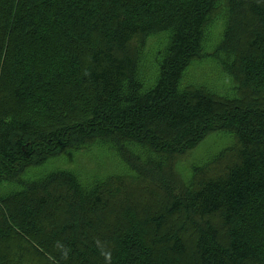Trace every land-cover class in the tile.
Here are the masks:
<instances>
[{
  "label": "trees",
  "instance_id": "trees-1",
  "mask_svg": "<svg viewBox=\"0 0 264 264\" xmlns=\"http://www.w3.org/2000/svg\"><path fill=\"white\" fill-rule=\"evenodd\" d=\"M0 264H264V0H0Z\"/></svg>",
  "mask_w": 264,
  "mask_h": 264
},
{
  "label": "rangeland",
  "instance_id": "rangeland-1",
  "mask_svg": "<svg viewBox=\"0 0 264 264\" xmlns=\"http://www.w3.org/2000/svg\"><path fill=\"white\" fill-rule=\"evenodd\" d=\"M214 65V64H213ZM211 63L206 62L203 65H196L194 66L188 74V77L191 81H197L201 79L208 80V85L213 89L214 91L218 93H225L223 90H221L218 86L221 85H227L230 86V81L224 79L221 77L219 74V71L213 66ZM232 140L230 138H226L224 135L220 134H212L209 136L205 141H203L197 148H195L193 151L188 152L187 154H184L177 160V167L180 172V177L182 178V181H188L190 177V172H189V165L192 162H197L201 163L205 161L208 157L213 156L214 154H217L219 150L224 148L226 145L232 144ZM114 160L108 159V157L104 155H99L97 151H89V152H81V153H76L74 155L68 154L64 155L63 157L57 158L52 160V164L54 166L58 167H71V165L76 166V168H79L82 170L84 173L91 174L94 172H102L104 175L117 172L118 169L114 167ZM219 166H222L219 164ZM213 168L215 174H219V169ZM223 168V167H221ZM180 178V179H181ZM154 185V186H152ZM142 186V185H141ZM127 195L129 197V201L131 202L130 206L129 204H126L123 206V208H129V209H134L138 214H142L143 211L146 209L151 208L155 209L154 203L157 202V199L155 200H149L150 197L153 194H157V196L162 195V189L161 187H158L155 184L152 183H147V185H144L142 187H129L128 191L125 193H122L121 196ZM124 210V209H123ZM153 212V211H152ZM120 217L113 218L110 220V222H114V220H118ZM188 235V237H187ZM186 235V242H188V247L190 250H192V246L190 244V237L189 234Z\"/></svg>",
  "mask_w": 264,
  "mask_h": 264
}]
</instances>
